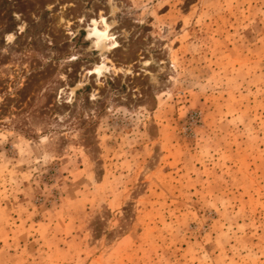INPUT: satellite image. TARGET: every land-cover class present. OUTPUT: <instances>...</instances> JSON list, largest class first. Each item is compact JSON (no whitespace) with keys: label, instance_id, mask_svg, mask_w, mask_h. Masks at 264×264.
<instances>
[{"label":"rangeland","instance_id":"1","mask_svg":"<svg viewBox=\"0 0 264 264\" xmlns=\"http://www.w3.org/2000/svg\"><path fill=\"white\" fill-rule=\"evenodd\" d=\"M0 264H264V0H0Z\"/></svg>","mask_w":264,"mask_h":264}]
</instances>
